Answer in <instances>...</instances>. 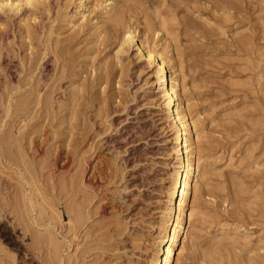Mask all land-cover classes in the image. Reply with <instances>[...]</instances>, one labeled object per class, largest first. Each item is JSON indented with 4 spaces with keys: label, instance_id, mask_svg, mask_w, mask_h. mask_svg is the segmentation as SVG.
I'll return each instance as SVG.
<instances>
[{
    "label": "rangeland",
    "instance_id": "rangeland-1",
    "mask_svg": "<svg viewBox=\"0 0 264 264\" xmlns=\"http://www.w3.org/2000/svg\"><path fill=\"white\" fill-rule=\"evenodd\" d=\"M191 1L145 0L142 7L148 10L126 0L136 7L131 15L137 37L147 19L158 21L154 14L144 15L152 8L163 18L175 17L173 38L159 33L157 45L169 47L168 55L183 67L191 115L199 116L206 140L202 154L210 165L202 195L193 199V232L199 237L186 242L182 264H264V0ZM63 3L50 0L49 12L0 13V143L10 131L7 136L14 139L10 146L1 143L5 150L0 145V264H50L43 250L46 239H40L46 217L36 218L37 208H27L31 193L61 214L62 229L55 234L70 244L71 264H149L174 166V143L159 94L145 83L152 69L135 60L132 47L128 59L120 55L127 66L120 86L97 84L91 70L104 64L112 72L120 68L112 56L114 45L91 55L93 31L72 32L63 24L58 7ZM56 39L61 40L57 50L64 52L59 61ZM84 56L85 70L80 66ZM78 60L83 62L78 65ZM74 66L82 73L73 75ZM84 77L85 88L75 95ZM74 95L81 96L72 108ZM16 98L23 100L19 111ZM79 203L86 220L69 229L72 206ZM223 221L244 231L220 230ZM215 241L217 246L207 251Z\"/></svg>",
    "mask_w": 264,
    "mask_h": 264
},
{
    "label": "bare ground",
    "instance_id": "bare-ground-1",
    "mask_svg": "<svg viewBox=\"0 0 264 264\" xmlns=\"http://www.w3.org/2000/svg\"><path fill=\"white\" fill-rule=\"evenodd\" d=\"M137 1H138L137 2L138 4L136 3V5H138V7H140V9L143 5L147 4L145 2V0H137ZM217 1L218 0H216V2ZM190 2H193V1L190 0ZM216 2H215V4H216ZM72 3H74V5H73L74 7H73L72 12L67 11L69 5ZM217 3H219V2H217ZM187 4H188V2H187ZM210 4H212V3H210ZM60 6L61 5H59L58 7H59L60 11H62L61 12L62 15L60 14L61 21L63 22V24L65 23L66 25H68L70 27V29H72V32L75 30H76V32L77 31L78 32L85 31V33H89V35H90V32L93 31V32H91V33H93V35H92L93 41L90 39L92 41L91 42L92 47L89 48V51L91 52V53L90 52L89 53L91 55L93 53H96V52L99 53V51H101L100 47H101V49L102 48L106 49L107 47L114 45L113 49L115 51H114V54L112 56L115 59V62H116L115 64H117V65L119 64L120 68L116 72H112L111 68H109V66L107 64L103 63L104 65H102V66L100 65V67H98V68L96 67L97 71L95 70V68H94L95 71H93V70H91V72L89 71L90 72L89 75L91 73H93L94 80H96L98 82L97 84L103 85V86L105 84V87H106V85H110L111 81H114L116 84H118V86H120L119 84H120V80L122 79L123 73H125V69L127 70V66L125 67V64H123L120 61V55H123V56H125L126 59H128L127 54L132 47H135V49H134L135 50V60L137 62H142V63L146 64V66L151 67V69H152V72L149 74L148 78L145 79V83L146 84L150 83V86H154V88L157 89V94H159L158 95V101H159V106H160L159 107L160 112H161V115L163 117H165L168 121V127H169V130L171 131V134H172L171 142L174 143V146L171 147V154L174 158V166H173V170L169 174V178H168V186H167V191H166L167 201H166V206L164 207V219L158 228V236H159L158 241H156V243L154 245V249H153L154 251L152 252V254L150 256L148 263L149 264H182V259L185 255L186 242H188L190 239L192 241H194L193 240L194 237H199V236L195 235V232H193V229H195L194 223L196 220L194 218L195 208L193 206V199L196 197L197 194L201 193V195H202V192H203L202 184H204L203 179H204V175H206L205 174L206 169H207L206 167L208 166L209 163L206 160L207 157L205 158V156H204L205 154L204 155L202 154L201 141L204 139L203 138L204 134H203V129L199 126V123H201V122H199V118H198L199 116L196 115L197 117H194L191 115V108H190L191 107V104H190L191 99H190L189 94H188L189 92L187 91L188 89L185 88L186 86L184 84V75L182 73L183 67H181L180 63L173 62L175 59L172 60V57L170 55H168V53L170 52V50L168 49L169 47L165 46L164 44H161L160 46H159V44L157 45V40H159V39H157L159 36V33H161L160 35L163 36V38H165V40L167 39L168 36L169 37L172 36V38H173V36H174L173 33L175 31L174 29H176L175 28L176 24L173 26V23H171L173 20H171V19H175V17H173L171 19L170 18L169 19L163 18L160 16V13L158 11L156 12V11H154L155 9L153 10V8H152V10L149 11L148 14H144V15L146 16V15L154 14V16L157 17L158 21L151 23L149 21V19H147V21L145 22L146 24H144V25H146V28L143 29L141 36L137 37L136 36L137 24L133 20L134 16L131 15V14H133L132 11H133L135 5L129 4L128 2H126V0H64L63 6H61V7ZM178 6L179 5H177V7ZM23 8L24 9L27 8L28 11H31V13H33V11H35L37 9H41V10L43 9L45 12L46 11L49 12L50 8H51V4H50V0H0V13H2L3 15L4 14L5 15L6 14L17 15L18 13L21 12V10H23ZM142 8H146V7H142ZM147 8L149 10L150 6ZM210 9H211V7H210ZM217 9H218V7H217ZM223 10L225 11V9H223ZM145 20H146V17H145ZM178 21H179V19H178ZM150 30H151L150 35H152L151 38L148 37V33L150 32ZM72 32H70V33H72ZM75 35H76V33H74V36ZM69 36L70 35H68V37ZM71 37L74 38L72 35H71ZM65 39L67 42V40L69 38L67 39V37H66ZM50 40L51 39L49 38L48 41H50ZM87 40H89V39H87ZM54 41H55V44H54L55 48L54 49L56 50L54 56H55V59H57V61H59V59H58V58H60L59 56L62 57V54L64 52H61V53L59 52L63 48L59 49V51L57 50V45H58V43L61 42V40L56 39ZM63 41H65V40H63ZM47 46H48V44H47ZM63 47H67V46H63ZM52 52H54V51H52ZM86 52L88 53V51H85V53ZM85 53H83V54H85ZM96 56H97V53H96ZM64 57H65V55H64ZM73 57H75V56H73ZM87 57H88V55L86 56V58ZM66 58L68 59V57H66ZM83 58L85 59V56ZM60 59H62V58H60ZM84 59H83V61L85 63L83 61H82L83 62L82 63L81 61L78 60L79 62L77 61L76 64L81 62L82 65H80V66L81 67L84 66V64H87V62H88V61H86L87 59H85V60ZM89 60L91 62V59H89ZM74 61H75V59L73 60V62ZM64 62H65V60H64ZM64 62H63V64H65ZM66 65H67V63H66ZM66 65H64V66H66ZM76 66H74L76 68L75 71H72V74L75 76L82 73L81 68L76 67ZM92 66H91V69H92ZM74 67H71V69H73ZM85 67H86V65L84 66V70H85ZM77 68H79V70H77ZM88 70H89V68H88ZM86 74H88V73L86 72ZM85 76H87V75H85ZM87 77H84L82 82L80 83V85H78L76 87V91L74 93L75 95L78 93H81L83 91V89L85 88L84 82L87 80ZM48 89H49V87H48ZM28 94H30V93H28ZM28 94H27V97H28ZM75 95L73 97H71V99H70L71 104H72L70 106H72V108L74 107V105L77 104V102L81 96V95H79V96L78 95L75 96ZM49 97H50V95H49ZM114 97H116V96H114ZM18 98H19V96H18ZM18 100L19 99H17L15 101L16 102L15 104L13 102L12 103L15 105V109L19 111V109L22 106L23 100H21L22 102H20V100L18 102ZM29 100H31V99H29ZM45 100H46V98H45ZM46 101H48V100H46ZM38 102H39V100H38ZM49 105H50V103H49ZM43 106H46V105H43ZM50 107H51V105H50ZM44 108H46V107H44ZM48 110H47V112H48ZM18 111H16V112H18ZM9 112L10 111L7 110L6 113H9ZM23 112H24V110H23ZM49 112L51 113L50 110H49ZM49 112H48V115H49ZM68 115H66V116L68 117ZM49 116H51V115H49ZM70 117L72 119L73 118L77 119L75 117V115H72V114L70 115ZM10 118H11V114H10ZM65 119H67V118H65ZM67 125H70V123ZM10 133H12V132L10 131ZM10 133H8V134H10ZM8 134H5L6 136L1 138L2 139L1 143L5 142L7 145L10 146L11 140L13 139L12 137H10V135L12 136L13 133L10 134L9 136H7ZM17 137L18 136H16L15 138H17ZM18 140H20V138ZM18 142H20V141H18ZM1 143H0V145H1ZM14 144H15V142H14ZM3 146H4V144H3ZM19 146H20V144L18 145V149H20ZM6 148H8V147H6ZM3 149L5 150V146L3 147ZM9 149H11V148L9 147ZM20 151H21V149H20ZM6 153H7V151L5 152V155H6ZM16 153L20 154L17 151H16ZM22 154H20V155H22ZM24 156H26V155H24ZM14 157L16 158V156H14ZM9 159H11V158H9ZM21 160H22V158H21ZM25 161H27V160H25ZM80 182H83L82 179ZM27 184H28V182H27ZM86 184H85V186H86ZM79 185H81V184H79ZM78 187L80 188V186H78ZM80 189H82V188H80ZM72 197H74V196H72ZM190 198L192 199L191 201H190ZM26 200H27V208H30V210L37 208L36 218L41 216V215H44L46 217V221L44 220L45 225H43L44 231H43V233L40 232L41 233L40 239L42 237L44 239H46L45 243L43 245V246H46V249H43V250H46V254H47L46 259H48L50 264H71L73 254H69V252H68V250L70 248V246H69L70 244L65 245L64 241L60 240L55 234L56 228L57 229H58V227L61 228V226L63 225V219H62L59 211L55 208V206H53L51 203L46 202V200L43 198L41 200V203H39L40 200L39 199H38L39 201L36 200L32 196V193L29 196L27 195ZM75 202L76 201H74V203ZM68 203H69V201H68ZM85 204H87V203H85ZM72 205H74V204H72ZM186 208H188V209H186ZM72 209H73V215H71V218H69V220L66 222L69 229H71L73 227V224H76V223L79 224L78 226L82 225L84 223L85 217L87 216V215L86 216L84 215L85 214L84 213V205L82 206V204H80V203L72 206ZM26 211H28V210H26ZM187 211H188V213H187ZM70 212H71V210H70ZM68 214H69V212H68ZM32 222L37 224V220H35V217H34V221H32ZM32 222H31V224H33ZM219 223H221V222H219ZM33 225H35V224H33ZM221 225H222V227L220 228V230H224V229L226 230L227 228H232L231 226H233V225L229 224V222L227 223L226 221L225 222L223 221V223ZM75 227L76 226H74V229H75ZM233 227H234L233 229L236 232L244 231V229L241 226L237 225V226H233ZM257 236H259V235L257 234ZM35 240H36V238H35ZM178 242L181 244V246H180V248L176 247V249H175V246L177 245ZM217 242H219V241H217ZM216 244L217 243L215 241V242H212L210 245H206L207 251H208V248H210L211 246L213 248H215L217 246ZM207 251L205 253H207ZM45 262H47V261L45 260Z\"/></svg>",
    "mask_w": 264,
    "mask_h": 264
}]
</instances>
